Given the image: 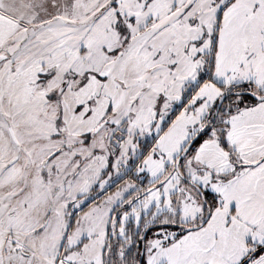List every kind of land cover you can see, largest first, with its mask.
Returning <instances> with one entry per match:
<instances>
[{
	"label": "snow or ice",
	"instance_id": "obj_1",
	"mask_svg": "<svg viewBox=\"0 0 264 264\" xmlns=\"http://www.w3.org/2000/svg\"><path fill=\"white\" fill-rule=\"evenodd\" d=\"M0 264H264V0H0Z\"/></svg>",
	"mask_w": 264,
	"mask_h": 264
}]
</instances>
